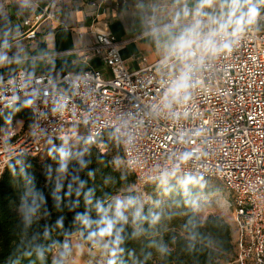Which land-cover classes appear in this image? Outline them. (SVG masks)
<instances>
[{
    "label": "built area",
    "instance_id": "built-area-1",
    "mask_svg": "<svg viewBox=\"0 0 264 264\" xmlns=\"http://www.w3.org/2000/svg\"><path fill=\"white\" fill-rule=\"evenodd\" d=\"M55 2L24 19L27 37L35 38L39 24L56 16ZM107 2L90 4L100 12ZM241 19L250 26L194 28L189 48L175 47L138 69L123 59L124 41L104 33L77 51L99 57L105 68L89 66L58 79L19 71L1 80L0 115L25 105L32 121L26 129L0 130V178L10 162L38 156L52 140L74 138L82 129L97 143L110 132L136 187L174 175L220 180L231 194L235 263L264 264V3L255 0ZM177 25H152L147 33ZM207 39L213 43L206 45ZM200 198L201 205L212 200Z\"/></svg>",
    "mask_w": 264,
    "mask_h": 264
},
{
    "label": "trees",
    "instance_id": "trees-1",
    "mask_svg": "<svg viewBox=\"0 0 264 264\" xmlns=\"http://www.w3.org/2000/svg\"><path fill=\"white\" fill-rule=\"evenodd\" d=\"M17 119L31 124L27 106L7 108L0 115V130ZM106 136L97 143L84 140L87 151L73 161L65 181H49L38 156H21L7 165L0 178V264H68L53 255L73 234H82L86 243L93 236L104 237L114 251L107 264H159L153 258L149 224L137 252V230L116 210L122 199L134 198L136 181L115 161ZM168 188L185 215L179 229L161 232L160 264L234 261L231 224L217 214L202 219L192 206L201 192L197 184L185 179Z\"/></svg>",
    "mask_w": 264,
    "mask_h": 264
},
{
    "label": "crops",
    "instance_id": "crops-1",
    "mask_svg": "<svg viewBox=\"0 0 264 264\" xmlns=\"http://www.w3.org/2000/svg\"><path fill=\"white\" fill-rule=\"evenodd\" d=\"M52 1L0 0V81L19 71L49 73L58 79L68 71L80 72L89 66L105 68L99 57L77 51L93 45L104 33L124 41L122 57L129 68L138 69L171 53L189 29L250 26L251 21L241 17L252 11L255 0H108L105 10L100 12L91 6L92 0H56V16L39 24L35 38L27 37L24 19L33 18ZM202 18L216 20L195 23ZM171 22L181 25L147 33L152 25ZM165 35L172 40L170 44L160 41ZM59 52L66 54L46 55ZM142 57L146 62H142ZM75 235L66 237L64 243H72L77 257L91 258L96 250L86 246L83 238L74 239ZM97 237L107 264L114 251L104 237ZM97 263L103 264L95 259L94 264Z\"/></svg>",
    "mask_w": 264,
    "mask_h": 264
},
{
    "label": "rangeland",
    "instance_id": "rangeland-1",
    "mask_svg": "<svg viewBox=\"0 0 264 264\" xmlns=\"http://www.w3.org/2000/svg\"><path fill=\"white\" fill-rule=\"evenodd\" d=\"M250 13L251 12H248V14ZM162 40H165V43L168 44L172 42L168 35L161 37L160 41ZM147 41L150 42V39ZM13 125L20 129H26L29 127L30 123H26V121L22 119H17L12 122V126ZM3 129L5 128H2L1 130ZM85 139V131L79 129V134L74 138H66L64 140H60L61 142L52 140L47 143L44 150L38 155V159L39 164L43 172L47 175L49 181L61 182L69 179L71 164L87 151V145L84 143ZM106 139L108 140V148L113 158L119 166L125 168L120 142L112 133L107 135ZM102 145L103 144L100 143L99 147L101 148ZM185 179L190 180V182H195L198 190L201 191L192 201V206L200 218L204 219L209 214H217L231 224L235 252L237 255L238 247L236 242V224L233 217V208L228 206V202L231 200V194L225 189L223 183L216 178L194 176L184 177L181 175H174L143 187L133 186V190L135 191L134 198L131 200L122 199L118 203L116 210L122 213L127 220L132 222L137 230V252H139L143 239L146 235L144 225L145 223H148L151 235V237H149V242L153 251V258L156 263L160 264L161 232L168 231L170 229H179L182 224L183 216L185 215L183 206L175 200L173 193L168 187L173 183L180 182ZM200 195H203L205 200L208 197L212 200L204 202V204L201 205ZM78 238L82 239V234H76L74 236V239ZM86 246L96 250V253H94L91 258H89L90 255H80L81 257H77L71 242L63 243L61 247L54 251L53 256L55 259L65 263L71 261V264H94L95 259H99L104 264L106 256L101 252L99 237L93 236L90 241L86 243ZM66 252H72L73 257L71 259L66 258ZM223 264L236 263L234 260L223 262Z\"/></svg>",
    "mask_w": 264,
    "mask_h": 264
},
{
    "label": "clouds",
    "instance_id": "clouds-1",
    "mask_svg": "<svg viewBox=\"0 0 264 264\" xmlns=\"http://www.w3.org/2000/svg\"><path fill=\"white\" fill-rule=\"evenodd\" d=\"M195 29H189L188 30V34L184 35L183 37L180 38V40L178 41L176 47L178 49H186L189 48L191 46L192 40H191V35L194 34ZM206 45H211L213 42L210 39L205 40L204 42ZM225 47L227 48L228 46L225 45Z\"/></svg>",
    "mask_w": 264,
    "mask_h": 264
}]
</instances>
